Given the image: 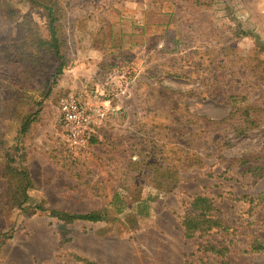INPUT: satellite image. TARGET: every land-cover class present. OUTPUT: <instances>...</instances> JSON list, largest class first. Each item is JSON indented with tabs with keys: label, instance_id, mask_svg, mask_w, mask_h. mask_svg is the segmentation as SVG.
<instances>
[{
	"label": "rangeland",
	"instance_id": "374dc122",
	"mask_svg": "<svg viewBox=\"0 0 264 264\" xmlns=\"http://www.w3.org/2000/svg\"><path fill=\"white\" fill-rule=\"evenodd\" d=\"M52 1L66 64L54 84L49 58L27 67L18 49L23 17L45 33L43 10L0 0V194L14 183L6 168H25L33 183L25 207L103 220L65 224L1 203L0 264H185L201 240L184 239L180 220L200 195L231 228L214 237L232 241L230 264H264V254L240 253L249 234L264 242V208L249 212L239 200L264 193V115L244 134L233 130L238 119L217 124L231 96L264 97V54L255 48L264 42V0ZM68 93L111 108L83 155L66 150L57 101ZM27 116L34 121L22 135Z\"/></svg>",
	"mask_w": 264,
	"mask_h": 264
},
{
	"label": "trees",
	"instance_id": "16d2710c",
	"mask_svg": "<svg viewBox=\"0 0 264 264\" xmlns=\"http://www.w3.org/2000/svg\"><path fill=\"white\" fill-rule=\"evenodd\" d=\"M33 2L43 10L46 19L45 33L29 18V16L22 18V24L19 26L17 39L20 62L27 64V67L37 66L40 68L41 59L49 58L51 64H53L49 77L54 84V80L56 81L58 76L62 75L66 67L64 56L61 52V31L58 25L61 14L55 1L33 0ZM255 48L256 54H264V42H257ZM258 64H261V62ZM248 96L249 94H244V92L231 96L227 102L230 108L229 115L217 124H229L228 122H231V120L238 119L240 124H237V126L233 128L237 133L244 134L247 131L256 130L262 123L261 120L264 115V97H259L251 103H247L246 99ZM33 119L34 118H30L29 116L23 119L20 134L24 135L28 132L31 123L34 121ZM21 151L22 148L17 147L13 150V152L16 153ZM13 152H6L5 158L7 162H15L14 158L17 154H14L12 159ZM18 158L22 161V156ZM259 169V167L253 168V166H249L247 172L255 177H261L263 173H258V171H262ZM6 172L13 176L14 183H10L9 186L6 187L5 192L0 194V204L9 205L8 207L19 209L23 213L28 211L31 212V214L45 213L49 217L57 219L65 224H73L78 221L96 223L103 220L101 213L98 212L71 214L55 209H46L43 204L35 205L33 208L25 207V204L29 200L28 191L33 187L27 169L8 166ZM4 198H6L8 202L3 200ZM239 200H242L248 205L249 212L259 206L264 208V193H259L255 197L243 196L239 198ZM180 226L184 239L201 240L200 244L197 246L196 252L186 256L187 261L185 264H192L190 258L195 256L197 260L196 264H230V260L227 257L230 253L229 245L232 244V241L227 239L216 241L214 237L221 235L220 237L222 238L225 237V235H229L228 231L231 228L218 215V209L212 198L204 195L193 196L189 202H187V208L184 215L181 217ZM248 237L249 241L245 244L246 248L241 250L240 253L264 254V242L260 241L259 237L253 233L249 234ZM74 259L82 264H97L80 257H74Z\"/></svg>",
	"mask_w": 264,
	"mask_h": 264
},
{
	"label": "built area",
	"instance_id": "2783aa9c",
	"mask_svg": "<svg viewBox=\"0 0 264 264\" xmlns=\"http://www.w3.org/2000/svg\"><path fill=\"white\" fill-rule=\"evenodd\" d=\"M57 109L65 129L66 150L74 156L87 151L93 128L99 127L111 111L108 102L88 105L73 93L62 95Z\"/></svg>",
	"mask_w": 264,
	"mask_h": 264
},
{
	"label": "crops",
	"instance_id": "0c3cea01",
	"mask_svg": "<svg viewBox=\"0 0 264 264\" xmlns=\"http://www.w3.org/2000/svg\"><path fill=\"white\" fill-rule=\"evenodd\" d=\"M98 66H100V63L98 64ZM94 101V100H93ZM96 103H99V102H92V104L94 105V104H96ZM91 104V103H90ZM112 107L114 108V110H117V111H119V108L117 107V106H113L112 105ZM127 111H129V108L126 106V108L124 109V112H127ZM123 112V111H122ZM117 113V112H116ZM119 113H121V112H119ZM111 115H114V114H111ZM116 115V114H115ZM113 118V117H112ZM107 122H109L110 123V125H116L117 123H119V124H121L122 126H127V122H128V120H108ZM108 127H110L109 125H108ZM113 137H115V136H113V135H106V137H105V139L103 138L102 140L105 142L106 141V144H105V148H108V152H110V147H108V144H110V146H113V148H115L116 146L114 145V144H112V142L113 143H116V141H115V139L113 138ZM123 148V145H122V142H120V149H122ZM125 148V147H124ZM103 155H105V157H108V158H111L112 156H113V154H105V153H103ZM90 159H92L93 160V158H90ZM95 159H96V157H95ZM124 170H127L126 169V167L124 168Z\"/></svg>",
	"mask_w": 264,
	"mask_h": 264
}]
</instances>
